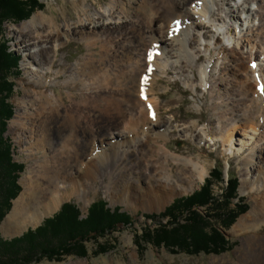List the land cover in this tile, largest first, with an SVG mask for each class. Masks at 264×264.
<instances>
[{"label":"bare ground","instance_id":"1","mask_svg":"<svg viewBox=\"0 0 264 264\" xmlns=\"http://www.w3.org/2000/svg\"><path fill=\"white\" fill-rule=\"evenodd\" d=\"M68 1L78 9L73 23L61 25L54 15L41 11L14 30L16 37L30 35L24 44L36 39L37 46L33 44L37 50L28 57L38 69L28 66L25 72L29 77L26 83L33 82L37 90H31V97L23 102L34 110L40 104L37 114L27 112L20 118L17 129L30 128V144L36 149L51 144L47 166L63 185L60 188L49 178L50 185L43 186L41 180L28 176L7 224L24 219L39 202L42 209L29 216V222L37 224L66 197L86 187L85 177L98 172L112 180L114 199L124 194L130 196L131 203L151 209L188 190L194 176L204 180L209 174L208 158L179 155L164 142L170 135L166 127L170 119H161L155 86L161 75L170 73L167 62L174 57L186 82L208 91L212 99L211 117L201 113L184 130L217 147L221 142L232 147L235 129L247 135L230 156L247 151L241 160L240 187L241 192L251 194L253 205L230 232L245 235L236 249L237 264H264V233L260 231L264 226V0H112L108 14L102 10L99 15L91 13L88 0ZM88 30L98 34L86 39L90 53L67 69L66 84L80 90L72 95L81 98L61 107V95L48 89L54 82L44 71L55 64L62 34L86 36ZM156 32L161 35L156 36ZM48 40L55 41L53 48L42 47ZM167 42L174 50H166ZM138 44L144 47L136 51L127 73L122 72L120 56L129 55L130 48ZM126 75L133 85L125 91L121 77ZM40 87L46 89L39 91ZM35 128L38 137L33 134ZM103 130L107 132L100 133ZM110 136L126 145L109 144ZM151 140L159 145L157 151L148 143Z\"/></svg>","mask_w":264,"mask_h":264},{"label":"rangeland","instance_id":"2","mask_svg":"<svg viewBox=\"0 0 264 264\" xmlns=\"http://www.w3.org/2000/svg\"><path fill=\"white\" fill-rule=\"evenodd\" d=\"M39 1L41 5L34 8L29 17L18 20L13 16L12 10L6 1L0 0V47L1 43L6 41L9 51H12L19 58L18 68L8 69L6 65L4 69H0V134L4 138H8V143L12 144V160L24 164V168L18 173L17 182L21 187L19 194L11 199L10 208L7 209L2 205L5 215L0 219V236L8 241L13 240L16 236H21V232H25L29 228H37L38 224H43L46 218L53 216L60 209L59 207L45 215L37 224H32L29 222L32 219L30 217L35 211L42 209V204L38 202L35 203L24 219L7 224L14 201L23 192V181L28 176L41 180L43 186L50 185L49 178H53L58 187L62 188L63 185L60 178L56 177L52 169L49 168L50 165L47 166V153L51 144L46 143L44 149H36L35 146L30 144V128L25 126L17 129V125L21 121L20 118H24L28 114L27 112L34 111L37 114L40 104L34 106L37 108L34 110V108H26L23 102V100L28 101L32 92L37 90L33 82L26 83V79L29 77L25 72L28 66L33 67L35 70L38 69L37 63L28 57L30 52L37 50L36 39H32V43L29 45L24 44L28 42L27 39L30 35L16 37L14 30L19 29L22 23L31 19L34 14H40L41 11L54 15L61 25L66 21L73 23L78 19V9L71 1ZM111 2L112 0H88L87 6L91 9V13H98L96 15H99L102 10L108 14ZM112 21L114 22V19ZM240 22L241 20L238 21V24ZM35 24H38V21ZM149 32L145 33L146 37H149ZM31 34H34V32ZM154 34L156 36L161 35L160 32ZM94 35L98 36L97 33H91L88 30L86 36L76 33L69 36L64 34L60 36V47L54 58L55 64L53 68L44 72L47 73L46 77L54 82L51 88L48 89H52L57 95H61V97H58L61 107L68 106L73 101L81 98L79 96L74 98L72 95V93H80V90L71 89L66 84L69 78L67 69L81 62L90 53L86 39ZM54 42V40L50 42L48 40V43L43 44L42 47L53 48ZM155 45L158 46L159 42H155ZM164 46L166 50H174L169 42L165 43ZM143 47V44H138L137 47L130 48L129 55L120 56L122 72L127 73V70L131 68L130 65L134 60L133 58H135L136 51ZM174 60H176L174 57L169 58L167 65L171 68L170 73L161 75L155 86V96L159 102L161 119L167 121L170 119L166 124L170 135L164 142L172 152L179 155L196 156L202 154L203 158H208L209 174L206 178L201 180L194 176L195 182L188 190L174 195L162 207L151 209L141 203H138L139 206L131 203L130 196L124 194L120 198L114 199L110 192V188H113L112 180L104 173L98 172L94 176L85 177V182L87 181L88 185L84 183L86 187H80L77 192L66 197L61 205L66 200L72 201L80 208L81 217H85L88 214L90 204L99 198H103L107 200V206L111 209L119 206V211L128 213V219L117 221L113 228L101 234L97 233L98 231H92L91 227L82 228L81 230L84 232L80 230L74 232L66 228L56 231L49 229L28 242L2 243L0 245V264H237L236 249L242 244L245 235L233 234L230 229L241 215L250 210L253 205V198L249 192H241L240 187L241 168L243 167L241 160L247 151L243 150L242 153H234L232 156H230V152L231 150L236 152L240 148L237 143H241L243 139L247 140L245 138L247 135L244 137L239 132L241 131L240 128L239 131L235 129L232 131L234 135L231 141L233 146H225L221 142L217 147L209 144L206 139L202 141L195 139V132L184 130V127L195 122L201 113L207 119L211 117L212 99L208 91L200 86L193 87L186 82L185 75L179 69V64ZM218 71L217 75H219ZM138 77L139 75H136L134 78L135 85ZM10 84L14 85V90L8 96L7 92L11 89ZM132 85L133 83L128 76L121 77L123 90L126 91L125 88L127 86L131 88ZM44 89L46 88L40 87L39 91ZM5 98H8L12 106L13 113L11 117H9V108L5 103ZM42 104L46 105L47 103ZM176 117L178 118L176 119ZM37 130L38 128H35L32 131L38 137L40 133ZM248 130L249 128L246 132L249 134ZM103 132H107V130L100 133ZM53 137V142H55L57 134H54ZM110 139L109 144L117 145L118 143L119 145L121 143V146L126 145L123 141L114 140L111 136ZM207 139H210V137L207 136ZM148 143L154 145L157 151L158 144H154L152 140ZM201 147L205 148L203 152L200 151ZM112 149L106 154L109 155ZM150 154H152L151 151ZM155 156L156 154H154ZM6 160L7 154L4 146L0 145V171L7 179L10 172L5 166L7 164ZM109 160L111 161V159ZM215 167L223 169V182L216 180L217 171ZM51 174L53 175L49 177ZM229 177H237L239 182L236 193L232 197L229 195L230 187L227 183ZM208 181L213 182V193L217 197L213 201L201 206L185 207L179 203L172 206L177 198L195 192ZM260 231L264 233V226ZM96 249L100 251L97 252Z\"/></svg>","mask_w":264,"mask_h":264},{"label":"trees","instance_id":"3","mask_svg":"<svg viewBox=\"0 0 264 264\" xmlns=\"http://www.w3.org/2000/svg\"><path fill=\"white\" fill-rule=\"evenodd\" d=\"M5 1L7 5L10 6L13 16L18 20H22L29 17L34 8L41 5L39 0ZM6 65L8 66V69H13L15 67L18 68L19 58L15 56L12 51H9V47L5 41L1 43L0 47V69H4ZM10 88L11 89L9 90V92H7L8 96L13 93L14 85L10 84ZM5 103L9 108V117H11L13 111L8 98H5ZM8 140V138H4L2 134H0V145L4 146L5 152L7 154V160L5 161L7 164H5V166H7V169H9L10 172L9 178L6 179L3 176L2 171H0V219L5 215L3 211L4 208L2 209V205L7 209L10 208L11 199L15 198L19 194L21 187L17 182L19 177L18 173L24 168L23 163H17L12 160V144L8 143ZM215 170L217 171L216 180L219 182H223V169L216 168ZM227 183L230 187L229 195L232 197L233 195H235L236 189L239 184L238 178L229 177L227 179ZM212 186L213 182L208 181L207 183H204V185H202V187L196 190L195 192L177 198L172 203V206H175L179 203L185 207H191L195 205L201 206L203 204L209 203L215 198H217L213 193ZM107 205V200L99 198L90 204L87 216L81 217L82 212L78 205L72 201H66L62 203L60 209L53 216L46 218L43 224H41L37 228H29L21 236H16L15 238H13V240L10 241L5 240L0 236V245L2 243L12 244L28 242L32 238L36 237L38 234H42L48 231L49 229L56 231L66 228L68 230L71 229V231L75 232L77 230L83 231L81 229L84 227H91L92 231H98L97 233L101 234L104 233L106 230L113 228L117 221H124L125 219H128V213L119 211V206H116L114 209H111ZM95 251L99 252L100 250L96 249Z\"/></svg>","mask_w":264,"mask_h":264},{"label":"water","instance_id":"4","mask_svg":"<svg viewBox=\"0 0 264 264\" xmlns=\"http://www.w3.org/2000/svg\"><path fill=\"white\" fill-rule=\"evenodd\" d=\"M66 201H67V200H66ZM64 202H65V201H64ZM39 225H40V224H38L37 226H39ZM27 229H28V228H27ZM27 229H26V230H27ZM23 232H24V231H23ZM23 232H21V234H23Z\"/></svg>","mask_w":264,"mask_h":264}]
</instances>
